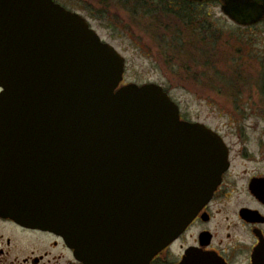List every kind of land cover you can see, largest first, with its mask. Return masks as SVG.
Instances as JSON below:
<instances>
[{
	"label": "water",
	"instance_id": "1",
	"mask_svg": "<svg viewBox=\"0 0 264 264\" xmlns=\"http://www.w3.org/2000/svg\"><path fill=\"white\" fill-rule=\"evenodd\" d=\"M219 2L237 25L264 21V0ZM123 70V56L77 11L0 0V136H37L25 141L28 168L0 166L2 183L32 178L5 188L0 214L64 234L88 264H146L209 200L228 163L219 135L181 120L160 84L118 87Z\"/></svg>",
	"mask_w": 264,
	"mask_h": 264
},
{
	"label": "flooded vegetation",
	"instance_id": "2",
	"mask_svg": "<svg viewBox=\"0 0 264 264\" xmlns=\"http://www.w3.org/2000/svg\"><path fill=\"white\" fill-rule=\"evenodd\" d=\"M185 120L204 124L219 135L227 150V168L209 200L146 264H264V136H259L255 147L250 144L252 136L246 134L245 119L223 120L227 128L212 126L206 120ZM11 137L19 143L0 144V149L12 154L10 158L2 156L0 166L8 164L7 171L14 175L16 168L29 167L32 145L25 141H36L37 136L0 139ZM15 153H20V158L15 159ZM25 180L0 181V204L5 201V188L30 186L31 173L26 172ZM0 264L88 263L64 234L26 217L0 214Z\"/></svg>",
	"mask_w": 264,
	"mask_h": 264
},
{
	"label": "rangeland",
	"instance_id": "3",
	"mask_svg": "<svg viewBox=\"0 0 264 264\" xmlns=\"http://www.w3.org/2000/svg\"><path fill=\"white\" fill-rule=\"evenodd\" d=\"M55 1L84 16L124 57L123 83L162 85L185 119L206 120L219 128H227L223 120L245 119L246 134L252 136L250 144L258 145L259 136H264V22L238 26L222 13L218 1L193 6L221 35L218 44H224H214L213 48L211 43L193 38L191 46L202 55H197L199 65L189 68L191 73L187 74L177 71L171 59L175 53L161 55L151 49L153 41L159 40L155 38L158 33L153 36L148 18H143L139 10L136 14L135 0ZM175 2L170 0L168 4ZM205 62L214 64V69L208 71L201 64Z\"/></svg>",
	"mask_w": 264,
	"mask_h": 264
},
{
	"label": "trees",
	"instance_id": "4",
	"mask_svg": "<svg viewBox=\"0 0 264 264\" xmlns=\"http://www.w3.org/2000/svg\"><path fill=\"white\" fill-rule=\"evenodd\" d=\"M169 1L135 0V5L133 6L136 12L138 10L141 11L143 18H148L147 20L153 30V36L155 32L158 33L155 38L158 37L159 40L158 42L153 41L151 49L156 50L161 55H165L168 52L175 53L176 57L171 56V59L173 58L174 65H177V71L181 69L180 72L184 70L188 74L191 73L189 68H195L200 63L196 58L197 55H202L200 51L197 52V49L191 46L193 38H198L201 42H207L205 44L211 43L213 48H215L214 44L215 46H223L224 43H220L222 45L218 44L219 40H221V35L193 7L203 4L193 3L188 0H175L177 3L168 4ZM197 8L199 7L197 6ZM165 60L169 61L166 58ZM201 64L208 71L213 70V66L215 67L210 62ZM186 79L189 80L187 76Z\"/></svg>",
	"mask_w": 264,
	"mask_h": 264
}]
</instances>
